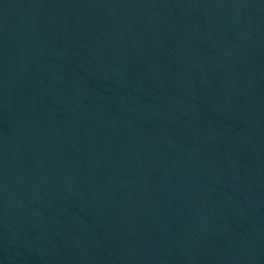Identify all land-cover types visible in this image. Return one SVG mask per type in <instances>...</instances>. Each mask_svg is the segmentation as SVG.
I'll return each mask as SVG.
<instances>
[{
  "label": "water",
  "instance_id": "95a60500",
  "mask_svg": "<svg viewBox=\"0 0 264 264\" xmlns=\"http://www.w3.org/2000/svg\"><path fill=\"white\" fill-rule=\"evenodd\" d=\"M0 264H264V0H0Z\"/></svg>",
  "mask_w": 264,
  "mask_h": 264
}]
</instances>
